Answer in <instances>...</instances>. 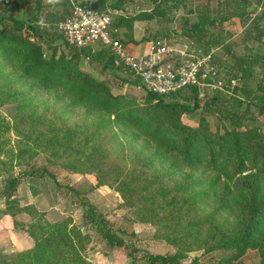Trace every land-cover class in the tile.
I'll list each match as a JSON object with an SVG mask.
<instances>
[{
  "label": "rangeland",
  "instance_id": "1",
  "mask_svg": "<svg viewBox=\"0 0 264 264\" xmlns=\"http://www.w3.org/2000/svg\"><path fill=\"white\" fill-rule=\"evenodd\" d=\"M119 1L128 17L150 15L155 4L105 0L108 10L103 13L122 16L110 8ZM156 1L169 9L153 18L143 16L137 24L139 41L148 42V47L158 40L180 46L193 41L200 49L211 45L227 81L238 76L235 57L264 62L263 34L258 41L241 42L263 11L256 2L247 11L248 19H225L194 41L182 29L184 20L191 24L198 10L205 9L212 17L226 15L234 0ZM55 10L57 15L64 12L48 0H24L17 13L0 8L4 33L12 32L10 14L22 23L15 30L14 43L0 39V264H135L126 251L110 246L85 217L89 205L133 249L138 263L144 264L147 254H174L180 264H264V217L250 232L257 243L232 257L243 250L238 237L249 217L247 183L264 195V175L248 161L236 173L232 158L219 149L226 138L247 129H253V136L257 133L264 144V114L253 105L254 119L248 120L238 107L244 125L234 131L214 104L203 107L215 93L231 94L210 89H199L200 107L183 114L169 110L164 103L174 97L164 96L161 101L149 97L129 73L105 69L101 62L75 53L57 29L51 34L58 19H48L54 18ZM35 13L52 38H39L26 28ZM256 27V34L264 32V16ZM29 42L39 45L42 58L52 60L58 72L70 77L69 84L88 85V78L102 81L115 96V105L159 126L178 146L188 144L189 127L195 128L197 136L205 139L202 153L198 146L192 149L190 163L177 150L161 147L139 131L127 113L116 118L112 112L89 108L79 100L80 90L74 93L57 84L45 88L23 77L19 52ZM251 65L257 77L241 78L237 87L254 89L260 81L263 69L254 61ZM176 101L194 103L193 95L186 92ZM210 140L216 143L208 146ZM213 153L214 165L209 161ZM38 169L46 172L32 173ZM14 177L18 184L7 197L3 191Z\"/></svg>",
  "mask_w": 264,
  "mask_h": 264
},
{
  "label": "trees",
  "instance_id": "2",
  "mask_svg": "<svg viewBox=\"0 0 264 264\" xmlns=\"http://www.w3.org/2000/svg\"><path fill=\"white\" fill-rule=\"evenodd\" d=\"M92 0L81 1L82 4L88 5ZM97 3V11L98 12H105L108 10L106 8L105 0H94ZM155 3L152 8V13L150 15L144 14L145 19L153 18L154 15H163L164 9H169V6L161 4L156 0H153ZM247 1H245L246 3ZM12 3V4H11ZM24 0H12L10 4L1 6V9H7L8 12L15 13L18 12L20 8H23ZM58 5L62 7L64 12L60 15H57L58 12L54 11V18H49V22H55L56 19L58 21L55 23V26L51 29V34L55 32V29L59 32V37L63 38L62 33L58 30L57 24L58 22L67 17L70 14V4L68 0H61L56 2ZM121 1L117 2V4H113L110 6L111 9H120ZM243 5V4H242ZM241 5V6H242ZM165 6V7H164ZM247 3L243 7L235 6L233 9L227 13L226 15H219L218 17L211 18L207 15V12H201L197 16V20L192 22L191 24L184 20L183 31L185 34L195 41V38L201 37L209 30L210 27L214 26L216 22L222 23L224 19L230 18L232 16H238L240 19H248V14L246 10ZM243 8V10H242ZM116 13V12H115ZM264 11L261 12L258 19L263 16ZM11 20L14 21L12 26L11 33H4L2 29H0V39H4L8 44H12L16 41L17 35L15 34V30L20 29L22 27V23H16L15 17L12 14L9 15ZM143 16L138 17H128L124 15H113L110 16L111 19V26H120L124 25L127 27V30H131V26L134 21L141 20ZM50 17L51 16L50 14ZM31 21H28L26 24V28L30 29L35 33L39 38H47L48 36L52 38L50 35V30L47 27L42 26V21L37 18V14L35 13L32 17ZM143 19V18H142ZM258 19L253 22L251 27L245 30L243 35L241 36V42H246L248 40H260V36L263 34L261 33L256 34ZM48 22V23H49ZM129 32H127V35ZM56 36V35H55ZM115 36L120 40L123 44V39L119 37V35ZM12 50V49H10ZM16 50V49H13ZM75 53L77 54H84L87 57H90L92 60H97L102 63L103 67L108 70L114 69L112 63V56L108 49L104 48L102 45H99L98 49H91L90 47L84 48H76ZM14 54L18 56V52H14ZM21 55L20 65L22 70V76L28 79H35V81L42 87L48 88L52 87L54 84L62 85L63 87H68L69 91L71 92H78L80 90V98L82 102L84 101L89 108H93L96 110L104 111V112H112L115 114L116 118H121L126 113L128 114V121L133 125L137 126L139 131L143 132L144 134L150 135L151 138L157 141V144L161 147H166V149H175L182 155V157L192 163V156L193 153L191 150L197 148L200 153H202V149L205 144V139L202 137L197 136L195 132V128L189 127L188 133V144L180 147L178 146L173 140H170L164 132L160 129L159 126L153 125L143 117L134 114L132 111H127L122 107H119L113 103L115 96H112L111 93L106 89L105 84L102 81H97L92 78L89 79L88 85H82L81 87L76 83L72 82L69 84L70 77L66 76L58 72L55 68V65L52 60H47L42 58V50L39 45L36 43H30L28 48L22 52H19ZM9 57L6 55L5 58ZM216 60V59H215ZM251 60V61H250ZM256 62L259 67L263 69V74L261 75L260 81H256L257 84L253 89L250 86H240L234 87L231 96H224L219 93H215L209 99L205 101L203 104L204 108H207L209 104H214L216 109L223 113V116L226 120H229V123L233 126L234 131H238L236 129H240L244 125V118L240 116V112L238 109L242 106V110L245 114H247L248 120H253L254 117L251 113L250 107L255 106L258 109V112L264 114V62L259 63L257 57H249L245 55H240V57H235L234 61V72L238 73L240 79H248L249 77H257L254 73L253 67L251 63ZM218 67L220 65L218 64ZM122 71H126L124 68H115ZM130 74V73H129ZM134 77L132 74H130ZM252 77V78H253ZM134 83H139L138 79L134 77ZM183 92L189 93L193 95L194 103L192 106L179 103L176 101V98L179 97L180 94ZM148 96L161 101V98L164 97L162 95H158L155 93L147 92ZM199 88L195 86H189L182 88L175 93L168 95L174 97L173 101L164 103L165 106L169 110L176 111L178 114H183L190 112L198 107H200V101L198 99ZM240 94V95H239ZM239 107V108H238ZM253 129H247L245 131L236 132L234 135H231L229 138H226L225 141L221 143V147L219 148L221 151L225 152L226 156L232 158V164L234 171L240 172L244 168H246L245 161H248L251 164V167L254 168L256 171L260 172L261 175H264V144L262 143L259 137H256L257 133L253 136L252 134ZM203 145H200V143ZM214 140H210L208 142V146L214 143ZM216 143V142H215ZM218 146L220 143H217ZM236 158V160L233 159ZM213 165L216 164V155L215 153L211 154L210 160ZM40 169L33 171L32 173H38ZM40 172L43 174L46 172L45 169H42ZM42 174V173H41ZM18 179L16 177L12 178L10 186L3 191L4 195L9 197L12 195V190L17 186ZM247 186L251 189V196L249 202L246 204V208L249 213V217L246 219V223L244 227L241 229L239 233V241L243 247L242 251L234 254L232 257L237 258L240 256L244 249L247 247H253L257 241L250 239V232L253 229L256 221L260 218L264 217V195H259L260 188H254L253 184H248ZM85 217L95 225L97 232L105 239V241L113 247H118L126 251L129 256L132 258L135 264H141L136 262L135 253L133 249H130L126 242L117 235L114 229L111 228L109 221L101 214L95 213L91 205L84 209ZM145 263L144 264H180L178 259L174 254L164 255V254H147L144 256Z\"/></svg>",
  "mask_w": 264,
  "mask_h": 264
},
{
  "label": "built area",
  "instance_id": "3",
  "mask_svg": "<svg viewBox=\"0 0 264 264\" xmlns=\"http://www.w3.org/2000/svg\"><path fill=\"white\" fill-rule=\"evenodd\" d=\"M11 1L0 0V7ZM68 2L70 14L57 24L66 43L78 49L102 45L109 50L113 67L124 68L136 77L146 92L168 96L195 86L232 94L238 86L239 77L227 81L220 74L212 47L200 49L193 41L180 46L158 40L146 52L133 54L115 36L109 15L78 0Z\"/></svg>",
  "mask_w": 264,
  "mask_h": 264
},
{
  "label": "crops",
  "instance_id": "4",
  "mask_svg": "<svg viewBox=\"0 0 264 264\" xmlns=\"http://www.w3.org/2000/svg\"><path fill=\"white\" fill-rule=\"evenodd\" d=\"M245 1H247L246 3H247V7H246V10L245 11H249V7L250 6H254V4H255V2H256V5H260V9L261 8H263V11H264V0H256V1H254V0H234V2H233V6H232V9H233V7H235V6H238V8L239 7H243L246 3H245ZM151 2V1H150ZM243 4V5H242ZM166 5V4H165ZM242 5V6H241ZM114 12H116V13H122L123 15H124V11L122 10V9H112ZM242 10H243V8H242ZM262 11V12H263ZM203 13V12H207V15H209L210 16V14H209V12L205 9V10H198V13H197V16H198V14H200V13ZM248 14V13H247ZM213 15H211L210 17L211 18H213L212 17ZM263 16H264V14H263ZM156 17V16H155ZM157 18V17H156ZM227 19H229V18H227ZM230 19L231 20H235V19H238V20H242V19H240V17H238V16H232V17H230ZM249 19H253V18H249ZM197 20V19H196ZM225 21V19L222 21V22H224ZM139 22L138 21H134L133 22V24H132V26H131V30L130 31H128L127 30V27L126 26H124V25H120V26H115V27H112L113 29H115V34L116 35H119V37L121 38V39H123V45L126 47V49L128 50V51H130V52H132L133 54H142V53H144V52H146V50L148 49V42H140L139 41V34H138V31H137V24H138ZM219 22H216L215 23V25L216 24H218ZM214 25V26H215ZM214 26H212V27H214ZM212 27H210L209 28V30L208 31H213L214 29H212ZM207 31V32H208ZM127 32H129V34L127 35ZM206 32V33H207ZM263 35H264V32H263ZM254 41H258V40H255L254 39ZM259 42H261V41H259ZM95 46H97L96 44L95 45H93L92 46V49L95 47ZM209 47H211V45L209 46ZM217 47V46H216ZM215 49H217V48H215Z\"/></svg>",
  "mask_w": 264,
  "mask_h": 264
},
{
  "label": "water",
  "instance_id": "5",
  "mask_svg": "<svg viewBox=\"0 0 264 264\" xmlns=\"http://www.w3.org/2000/svg\"><path fill=\"white\" fill-rule=\"evenodd\" d=\"M90 7H91L92 9L96 10V9H97V3H96V1H91V2H90Z\"/></svg>",
  "mask_w": 264,
  "mask_h": 264
},
{
  "label": "clouds",
  "instance_id": "6",
  "mask_svg": "<svg viewBox=\"0 0 264 264\" xmlns=\"http://www.w3.org/2000/svg\"><path fill=\"white\" fill-rule=\"evenodd\" d=\"M58 0H48V3H56Z\"/></svg>",
  "mask_w": 264,
  "mask_h": 264
}]
</instances>
